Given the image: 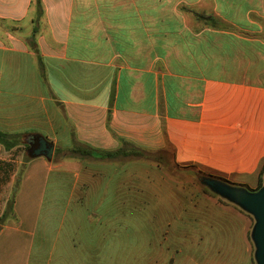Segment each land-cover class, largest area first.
Returning <instances> with one entry per match:
<instances>
[{"label":"crops","instance_id":"1","mask_svg":"<svg viewBox=\"0 0 264 264\" xmlns=\"http://www.w3.org/2000/svg\"><path fill=\"white\" fill-rule=\"evenodd\" d=\"M94 1L0 0V131L29 149L45 138L64 149L76 141L172 151L181 167L255 189L264 165V0H211L205 26L182 27L181 50L159 43L151 11L120 7L142 0H101L116 10H95ZM31 159L42 171L21 182L44 189L38 205L16 197L0 264H254L251 221L233 207L190 202L167 186L127 203L126 180L146 169L143 160L70 157L62 168Z\"/></svg>","mask_w":264,"mask_h":264},{"label":"rangeland","instance_id":"2","mask_svg":"<svg viewBox=\"0 0 264 264\" xmlns=\"http://www.w3.org/2000/svg\"><path fill=\"white\" fill-rule=\"evenodd\" d=\"M89 4L90 3H83L82 5L85 7V5L88 6ZM116 5L118 4L114 2H103L101 0L98 2V0H95L93 8L95 10H116L118 8ZM135 5L141 8L143 12H152V16L155 19L152 22H155L158 27V40H162L159 41V43H164L165 39H168L171 43H174L175 48L177 47L179 49L183 38L181 31L182 27L186 26L196 30L199 25L205 26V21H207V17L210 16L207 15V13H211L214 10V4L211 0H202L201 3L193 2L192 0H142L140 4L125 3L120 7H124L125 10H134ZM40 10L41 7L38 5V11L40 12ZM125 21L129 23L131 20ZM148 23L149 20L145 21L146 27H148ZM165 32L168 34H165ZM142 38L148 41V37L144 33L142 34ZM180 50L178 51L179 55ZM29 151L30 149L26 140H23L21 146L10 151L5 150L4 147L0 145V229L12 219L11 217H13L14 214V203L17 196L19 199L24 197V200L28 202V206H33L34 204L38 205L40 201V195L44 189L43 182L37 181V179H30L27 184L21 182V179H23L26 174L32 178L36 171H42L41 167L37 166L34 168V165L29 164V162L32 161ZM70 156L71 154L68 149L55 147L54 156L49 163L53 167L62 166V168H65L64 164ZM167 159L169 161L168 166L142 161L143 165L146 164V169H142V171L136 174L135 179L127 178L126 180L127 203L136 202V198H141V202H149L151 195L148 189L152 187L167 186V188H183L189 193L187 199L190 202H197L198 197L212 198L220 204L233 207L242 214H245L251 221L248 230V238L249 241L252 242L250 234L254 225V219L251 216L243 213L236 206L220 198L203 186L196 176V172L199 171L197 168L191 166L176 167L173 164L174 156L172 151L168 153ZM46 160L45 157H38L36 159L37 162H46ZM148 171H151V174H147ZM162 195H157L159 201L162 197H165L164 194ZM178 196L174 195V198ZM11 221L13 222L14 220ZM109 261L111 264H116L118 260ZM134 262L135 260L132 259L125 260L127 264H134ZM137 262L136 260V264ZM148 262L149 260H142V264H149ZM159 262H162V260H159Z\"/></svg>","mask_w":264,"mask_h":264},{"label":"water","instance_id":"3","mask_svg":"<svg viewBox=\"0 0 264 264\" xmlns=\"http://www.w3.org/2000/svg\"><path fill=\"white\" fill-rule=\"evenodd\" d=\"M29 144L32 158L45 157L48 161L52 160L55 152L53 143L45 138H39L37 142L33 141ZM198 179L212 193L252 216L254 225L250 237L254 246V262L264 264V183L259 190L251 191L246 187L232 185L215 178L201 176Z\"/></svg>","mask_w":264,"mask_h":264},{"label":"trees","instance_id":"4","mask_svg":"<svg viewBox=\"0 0 264 264\" xmlns=\"http://www.w3.org/2000/svg\"><path fill=\"white\" fill-rule=\"evenodd\" d=\"M0 145L3 146L5 150L10 151V150L22 145V136L19 134H7V133L0 131ZM68 151L71 154L70 157H78V158H82V159H87V158L114 159V158H118V157H126V158H136V159H140V160H143L146 162L157 163V164H160L163 166L169 165V161L167 159V156H168L167 152H158V153L147 152V151L141 150L139 148L132 147L127 142L124 144L123 147H121L118 150L104 151V150L92 149L90 147L79 144L78 142L75 141L73 143V147L69 148ZM173 164L176 167L179 166L175 162V160H174ZM196 176L198 178L201 176L215 178V179L224 181L226 183L236 185V184L228 181L225 178L214 176L211 174H207V173L202 172V171L196 172ZM263 178H264V165H263L261 172H260L258 186L255 189H250L246 186L245 187L251 191H257L262 187V185L264 183ZM237 208L240 211H242L239 207H237ZM242 212L245 213L244 211H242ZM0 231H1V229H0Z\"/></svg>","mask_w":264,"mask_h":264}]
</instances>
